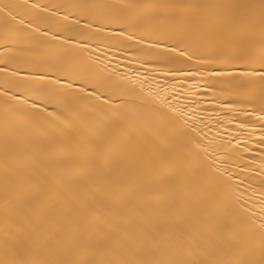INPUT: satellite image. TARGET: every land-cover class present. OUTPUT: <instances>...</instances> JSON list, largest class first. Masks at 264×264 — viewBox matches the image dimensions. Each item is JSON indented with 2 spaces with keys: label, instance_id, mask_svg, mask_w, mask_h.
Segmentation results:
<instances>
[{
  "label": "snow or ice",
  "instance_id": "1",
  "mask_svg": "<svg viewBox=\"0 0 264 264\" xmlns=\"http://www.w3.org/2000/svg\"><path fill=\"white\" fill-rule=\"evenodd\" d=\"M0 264H264V0H0Z\"/></svg>",
  "mask_w": 264,
  "mask_h": 264
},
{
  "label": "bare ground",
  "instance_id": "2",
  "mask_svg": "<svg viewBox=\"0 0 264 264\" xmlns=\"http://www.w3.org/2000/svg\"><path fill=\"white\" fill-rule=\"evenodd\" d=\"M48 2H50V0H41V3H48ZM133 67H136V65H133ZM120 70H121V71L126 70L125 63H124L123 61H121V67H120ZM160 82L163 83L162 80H161Z\"/></svg>",
  "mask_w": 264,
  "mask_h": 264
}]
</instances>
